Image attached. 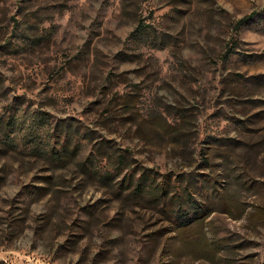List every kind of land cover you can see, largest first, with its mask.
<instances>
[{"label":"rangeland","instance_id":"1","mask_svg":"<svg viewBox=\"0 0 264 264\" xmlns=\"http://www.w3.org/2000/svg\"><path fill=\"white\" fill-rule=\"evenodd\" d=\"M0 264H264V0H0Z\"/></svg>","mask_w":264,"mask_h":264},{"label":"trees","instance_id":"2","mask_svg":"<svg viewBox=\"0 0 264 264\" xmlns=\"http://www.w3.org/2000/svg\"><path fill=\"white\" fill-rule=\"evenodd\" d=\"M257 13H258V11H255V12H252V14H250V15H246V16H243V17L239 18V20H238V27H240L245 22H247L248 20H250L251 18H253ZM143 183H144V180H141L140 183L138 184V186L140 185L141 186L140 188H142V184ZM195 207L198 208V206H195ZM199 210H201V209H198L197 211H199Z\"/></svg>","mask_w":264,"mask_h":264}]
</instances>
